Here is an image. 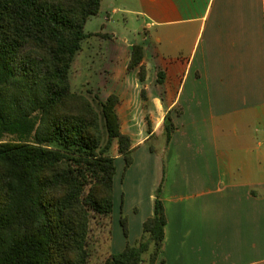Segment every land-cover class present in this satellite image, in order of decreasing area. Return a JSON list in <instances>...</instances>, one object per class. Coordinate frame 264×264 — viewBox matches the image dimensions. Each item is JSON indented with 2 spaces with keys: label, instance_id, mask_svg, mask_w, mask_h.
Segmentation results:
<instances>
[{
  "label": "crops",
  "instance_id": "obj_1",
  "mask_svg": "<svg viewBox=\"0 0 264 264\" xmlns=\"http://www.w3.org/2000/svg\"><path fill=\"white\" fill-rule=\"evenodd\" d=\"M105 1V21L122 14L143 35L139 44L114 48L116 34H92L123 53L114 94L135 148L120 183L117 168L107 254L142 237L166 165V238L157 264H264V0ZM134 45L144 49V82L139 69L128 70ZM168 115L176 130L167 144ZM153 138H165L161 149Z\"/></svg>",
  "mask_w": 264,
  "mask_h": 264
},
{
  "label": "trees",
  "instance_id": "obj_2",
  "mask_svg": "<svg viewBox=\"0 0 264 264\" xmlns=\"http://www.w3.org/2000/svg\"><path fill=\"white\" fill-rule=\"evenodd\" d=\"M102 1L0 0V264H90L93 221L111 225V151L117 142L125 173L135 148L122 131L119 96L90 99L71 81ZM143 60V47L134 45L128 70L139 69L142 82ZM175 130L168 115L167 144ZM165 181L166 165L142 237L103 264H157L166 238ZM121 225L128 238L127 217Z\"/></svg>",
  "mask_w": 264,
  "mask_h": 264
},
{
  "label": "rangeland",
  "instance_id": "obj_3",
  "mask_svg": "<svg viewBox=\"0 0 264 264\" xmlns=\"http://www.w3.org/2000/svg\"><path fill=\"white\" fill-rule=\"evenodd\" d=\"M104 16V13H100L98 16L92 17L86 26V33L89 35L101 32L104 29V31L111 33L110 37H112V34L117 35L116 44L109 45L106 38H96L95 35L85 40L71 76L74 92L85 95L90 99L97 96L102 101H106L118 91L121 85L118 82L123 79L122 66L117 61L119 56H123V53L121 52L117 56V51L114 48L118 45L127 47L132 41L139 44L143 40L141 28L126 24L122 14L113 15L111 22L105 21ZM125 40L128 42H125ZM114 80H117V83ZM151 142L150 145L155 146L156 149H161L165 144V138L160 140L153 138ZM111 155L118 159L116 166L119 170L118 182L120 183L124 172L121 168L124 159L119 156L117 142L114 144ZM159 168L161 169L160 165ZM92 225L93 231L89 241L90 264H103L108 256L109 245H106V241L110 235L111 225L108 220L102 221L100 219L94 220Z\"/></svg>",
  "mask_w": 264,
  "mask_h": 264
}]
</instances>
